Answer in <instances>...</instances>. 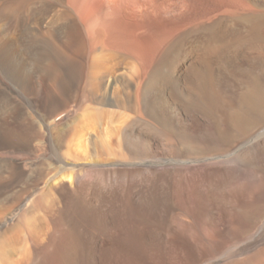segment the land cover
<instances>
[{
    "label": "rangeland",
    "instance_id": "1",
    "mask_svg": "<svg viewBox=\"0 0 264 264\" xmlns=\"http://www.w3.org/2000/svg\"><path fill=\"white\" fill-rule=\"evenodd\" d=\"M8 1L11 0H0V43L3 46L2 50H4V55H10L13 61L23 62L26 64V67L23 77L21 79L18 78L17 80L12 71L5 67L2 57L0 56V93H2L5 98L8 96L6 101H0V160L2 161L0 162L1 238L8 233L9 230H12L11 228H14L21 219H28L26 214V217H23V213L26 211L27 214L30 211L28 214L29 219H33V217L36 218L37 212H39L38 214L41 213L40 209L37 210L35 206V208H33L34 212H32L33 209H30L33 207L35 200L37 199L34 195H39L41 197L43 195L42 192H49L47 196L44 195L45 197H48L50 192L52 193V186L56 184V181H58L62 175L65 174L64 176L72 178L70 175L72 172L70 171H76L79 167L87 168L96 166L95 168H99L100 166V168L112 169L114 167L120 168L122 166V168H152L153 170L181 169L190 168L191 166V168L206 167L219 164L220 162V164H222L227 160H232L235 158L233 152L241 150V153L244 149L242 145H245L246 142L251 139H256L257 137L258 139L256 140H260L259 142L264 140V121L263 123H260V120L264 118L263 101L261 102V98H264V80H262L264 79V0H136V2H128L129 5H127V8L132 14V19L135 20L134 22L139 26L136 29L129 31L132 32V37L135 39L137 30L143 26L141 23L137 22V18L140 15L135 13L136 9L141 4H146L149 11V21L148 24L145 25L148 26V28H143V26L142 29H140L149 30V33L146 36L141 37L142 40H147V44H149L148 48L146 45L147 51H145V56L142 55L140 57L146 58L155 54L156 51H158L157 53L160 52L161 54L157 64L162 61L161 64L164 67L163 69L167 72L164 71L163 77H166L163 79H166L169 76L168 79H162V81H160L158 87L154 89L155 91L149 95L151 96L150 99L154 101L157 99L156 102L162 107V112L166 114L170 113L171 105H176L178 100H182L183 105L195 106L193 109L188 110V117L182 118L180 116L182 113L179 112L180 114L177 119H181L180 121L182 122L180 124L167 122L160 123L159 125L157 123L149 125L150 128L155 127V130H151L155 131V135L157 133L158 136L156 135L157 137L153 136L152 139L150 138L149 152H146V159L144 158L142 161H133V159H131L126 153L125 147H123L124 142L122 140L121 131L123 130V127H126L129 121L137 116L138 112L135 108H139L137 105L140 103L139 97L142 89L141 87H143L151 77V74L157 65L150 73L141 74L138 66L142 62H145V60L138 62L139 59L136 61L134 60L135 56L132 58L130 56L129 59L131 62L129 61L127 65H119V67L114 66L115 68L113 69H115V71L112 70L108 75L102 73L104 76L101 74L103 77H98L99 80H96L98 84L96 85L95 90L93 87L92 90L89 91L92 82V62L96 50H94L92 46V37H90L89 34L88 38L91 45V52L84 54L86 49L83 43V38L77 34L78 30L76 24L78 18L85 17V15L80 13V16H78L77 8L73 3V0H14L15 3L13 0L11 2ZM18 1L20 3L19 5L17 4ZM96 1L99 3H89V5L88 3H85L82 5L99 11L100 6H104L105 1ZM106 1L109 2V0ZM108 2L105 4L106 8H108ZM113 2V7H116V10L123 6L120 0H114ZM7 3L10 4L9 6L12 8L8 7ZM12 3L15 7L20 6L21 8L17 7L18 10H16L17 8H15ZM154 3H157L156 6L158 8L157 20L151 15V9L152 7L154 8ZM7 7L12 12H14V10L17 12L16 17L15 13L14 16L6 14L8 11ZM161 7H163L162 14L160 10ZM233 14L235 18L233 17ZM117 15L118 17L124 18L123 14H120V11H117ZM240 17H242V20ZM7 18H9L10 21ZM28 26L30 27L28 28ZM152 29L153 31L155 30V32H151ZM196 29L201 30H198V32ZM190 33L191 35H188ZM160 34L163 36L162 42L165 41L162 47L157 45L159 44L158 42H152L155 35L160 36ZM29 38H31V40ZM7 42L9 46L7 45ZM13 43L14 46L12 47ZM152 44L154 45L152 46ZM197 45L199 46L197 47ZM26 51L30 55L27 54ZM33 56L36 59H34ZM31 59L32 61H30ZM208 66L210 69H208ZM69 71L73 72V80L68 76ZM209 72L211 75H209ZM206 76H209L207 78L213 77L207 79ZM179 77L180 81H178ZM175 78L177 80H175ZM257 78H260L259 80L261 82L257 80ZM205 81L208 84H206ZM167 82L170 84L167 85ZM172 82L174 84H172ZM179 82L181 83L179 84ZM138 83L139 85H137ZM136 87L138 88L136 89ZM88 91L89 100L87 102L85 94H87ZM154 92L155 94H153ZM182 93L184 95L183 98ZM211 94H214V96ZM161 96L162 100H168L170 103L164 101V104H162V101H160ZM202 98H205L206 100H202ZM210 100L213 105L209 103ZM217 100H219V103ZM103 101L105 102L103 103ZM108 101L111 103L114 102L113 106H108L106 104ZM201 103L203 106L208 104L209 106H214L215 104L218 106V104H220L219 115L213 117H208V115H205L204 113L203 115V110L200 109V106H202ZM87 105L89 107V113H93L94 111L99 112L97 114L99 117L96 118L99 119V121L97 120V125L94 124V126L90 127L89 122L92 115H86V113L83 112L86 110ZM261 105L263 108H261ZM209 106H206L205 108L207 109ZM13 107L15 110H12ZM182 108L184 109L185 106ZM235 112H237L236 114L238 115V118L241 116V120H244V124H247H245L243 131L237 130L232 126ZM100 114H104L101 116V119ZM123 120H125L124 122H127L126 120H128V122L123 124L121 123ZM71 123L73 126H71ZM57 126H60L59 129ZM67 126H69V128L71 126V128L81 130L74 133L73 137L69 135V138L66 141L69 143L65 142L64 146L60 149V151H65L68 156L64 157L65 152H61V160H59L54 155L55 149L53 148L57 142L56 133L58 130ZM251 127L254 128L252 129ZM231 128L234 130V132H232L234 136L230 133ZM184 129L185 131H183ZM145 133L149 135L147 131H145L144 134ZM189 136H191V139ZM217 136L220 137L218 138ZM223 138H227V140L221 141ZM228 139L231 141L230 143H228ZM225 141L226 143H224ZM123 149L125 151L124 153L122 151ZM22 154L24 156H22ZM219 156L222 159H217ZM166 157L167 159L164 161V158ZM180 159L182 160L180 161ZM66 160H68V162ZM62 162L63 164H66L63 165ZM43 163L47 166L48 171ZM59 163L60 166L57 165ZM135 164H138L139 166H136ZM32 166L35 167L32 169ZM42 166L45 168V172L42 171L44 169ZM65 167L67 168L65 169ZM35 168L39 169L35 170ZM61 170H64L67 173H62ZM253 171V177L250 176L248 178H243L238 181L236 188L233 186L234 190L246 187L248 184L249 186L247 187L254 186L253 188L255 191L253 196L244 200V202H246L244 205L247 204L246 206L248 207H250L249 205L254 206L256 209L254 212L256 217H254L255 219L253 217L248 219L246 221L248 223L247 225L246 223H242L244 211L241 210L242 204L239 201L234 202V207L237 208L236 212L238 213L236 216L233 215L234 217L229 216V213H226L227 209H225V207H212V211H214L213 216L216 215L213 217V221H211L214 223H211L212 226L209 225L208 222L205 227L198 226L196 222H192L188 220L185 215H182L176 216V218H174L176 221L173 220L171 227L167 230H165L163 226H154V228H152L148 223L150 220H147V218H150L149 215L151 212L145 207V205H143V201L140 202V204L138 203V205L131 207L120 205L123 195L120 193L122 188L119 185H117V187L115 186V188L113 187L114 189L112 187V189L109 188V193L107 192L108 194H104V198L106 199L104 207L98 206L96 208L97 210H86L83 212V210L80 209L83 204L79 203L83 202L87 197V193H89L88 196L90 197L94 195L93 193L97 188L94 187L90 189L87 186H83L80 188V191H78L74 186L72 187L71 183L73 182V178L70 179V181L69 179H63L71 189L70 191H67V189H64L66 191L60 189L59 191L63 197V201L64 199L67 200L63 205V214L61 216H54L56 223L48 237L47 245L48 243L49 245L51 243L52 245L55 244L59 234L68 230L66 227L67 219L72 216L74 219L76 218V221L74 220V222L76 223L77 233L80 232V236L84 240L86 239L85 243L87 244V247L90 246L86 248L88 255L85 253L83 261H81L80 264H208V262L214 261V258H217V260L221 258L219 264H264V237L261 238L260 236L257 238L258 236H254V234L262 227V224L264 225V164L258 166L257 169L253 168ZM59 173H62L61 176ZM148 175L147 178L149 177ZM152 175L153 174H151L150 179L153 178ZM42 176L45 178H42ZM163 176L165 177L166 175ZM251 178H254L255 180H252ZM34 180L37 181L33 182ZM147 181L143 184L136 183V180L132 181L133 184H136L128 186L127 195L129 194L128 196H133L136 191L139 190V192H144V197L148 200L147 197L151 194L150 190L153 191L154 189L155 191L156 189L154 188L155 184H153V182L149 183V181ZM32 183H34V185H32ZM26 184L27 186L29 185V187H27ZM50 185L52 186L48 187ZM253 188L251 189L252 191ZM27 189H30V192H27ZM20 195H22V197H20ZM16 196L18 199H16ZM44 196L41 197V201L46 204V200L50 196L46 200H42L43 198L45 199ZM11 197L12 200H15L16 202H13ZM17 200H20L18 201L19 203ZM26 201H29V203ZM7 204L11 206L10 209L7 207L9 206ZM76 208L80 210L75 211ZM91 208H94V206H91ZM2 209H5L6 211ZM217 211L221 212L218 213ZM239 211H243V213ZM11 212H14L15 214L12 215ZM60 220L61 223H59ZM239 220L241 222H239ZM183 222H187V228L192 230L190 231L191 235L187 230L185 231V229L180 227V224L185 225ZM109 223L110 225H108ZM207 225H209V227ZM179 228L182 230H179ZM58 231L62 232L60 233ZM179 231L181 233H179ZM236 231L238 233L234 235L233 233ZM196 233L197 235H195ZM231 234L233 235L231 236ZM233 236L235 240H233ZM229 237L230 239H228ZM25 238L23 240L27 242ZM165 242L167 243L165 244ZM236 244L242 246L239 248L240 253L230 255V248ZM214 245H217L216 252L213 251ZM42 249V252H44L45 245L42 246ZM50 252H52V250ZM22 253L27 254L29 253V250L25 248ZM48 264L55 263L49 261Z\"/></svg>",
    "mask_w": 264,
    "mask_h": 264
},
{
    "label": "bare ground",
    "instance_id": "2",
    "mask_svg": "<svg viewBox=\"0 0 264 264\" xmlns=\"http://www.w3.org/2000/svg\"><path fill=\"white\" fill-rule=\"evenodd\" d=\"M12 1V0H11ZM8 1V2H11ZM14 1V0H13ZM17 1V0H16ZM81 1V0H80ZM77 1V2H80ZM84 1V0H83ZM83 1H81L83 3ZM92 1V0H91ZM76 2V1H75ZM85 2V1H84ZM87 2V0H86ZM15 3V1H14ZM22 3V2H21ZM30 3V2H29ZM88 5L89 3H91L90 1L87 2ZM8 4V3H7ZM13 4V3H12ZM17 4L19 5V1L17 2ZM93 4V3H92ZM110 4V3H109ZM10 4H8V7ZM24 5V4H23ZM26 5V4H25ZM28 5V3H27ZM77 5V4H76ZM91 5V4H90ZM14 6V4H13ZM93 6V5H92ZM110 6V5H109ZM114 6V5H113ZM112 6V7H113ZM6 7V5H5ZM7 7V8H8ZM15 7V6H14ZM19 8H21L20 6H17ZM15 7V8H17ZM26 7V6H25ZM79 9L80 6L78 5ZM111 7V6H110ZM12 8V7H10ZM14 8V9H15ZM23 8V6H22ZM28 8V7H26ZM31 8V7H30ZM77 8V7H76ZM207 8V7H206ZM213 8V7H212ZM32 9V8H31ZM30 9V11H31ZM83 9H86L85 7H81L80 11H83L84 13L86 11H84ZM110 9V8H109ZM113 9V8H111ZM3 10V9H2ZM7 13L8 15H13L15 13V17H16V11L14 10V12H12L11 10H9V8L7 9ZM18 10V8L16 9ZM22 10V9H20ZM26 10V9H25ZM87 10V9H86ZM91 10V8H90ZM122 10V9H121ZM27 11V10H26ZM89 11V9H88ZM95 11V10H94ZM110 11V10H109ZM117 11L116 7L113 9V11H111V13L109 14H105L104 16H99V15H95V17L93 18H89L87 16V18H89L88 20L86 19V21H88L89 27H90V33L92 35V42H93V48L94 50H96L95 52V57L93 59L92 62V73H91V86L89 91L92 90V88L95 87L98 84L97 83V79L99 80L98 77H103L104 75H108L110 74V72L112 70L115 71L114 66L119 67V65H127L130 61L129 57H127V54L131 53V51H133V53L136 54L137 50H141L140 54L142 56V54H144L143 50L147 51L146 49L148 48V44H147V40L141 38V41H138L137 39L132 37V31L133 29L137 28V25L134 23H130V21L133 19H131L130 21H128V18H126L127 16H123L124 18L118 17L117 15ZM229 11V10H228ZM28 12V11H27ZM25 12V13H27ZM82 12V14H84ZM21 13V12H20ZM30 13V12H29ZM81 13V12H80ZM93 13V12H92ZM89 11V14H92ZM99 13V12H98ZM5 14V15H6ZM88 12L85 15H89ZM255 14V13H254ZM26 15V14H25ZM236 15V14H235ZM3 16V15H2ZM30 16V15H29ZM93 16V15H91ZM185 16V15H184ZM239 16V15H238ZM237 16V17H238ZM246 16V15H245ZM9 17V16H8ZM23 17V16H22ZM234 17V14H233ZM132 18V17H131ZM185 18V17H184ZM203 18V17H202ZM205 18V17H204ZM235 18V17H234ZM242 17H240L241 19ZM251 18V17H250ZM9 19V18H7ZM28 19V18H27ZM30 19V18H29ZM219 19V18H218ZM248 19V16H247ZM6 20V19H5ZM19 20V18H18ZM17 20V21H18ZM198 20V19H197ZM242 20V19H241ZM244 20V19H243ZM10 21V19H9ZM23 21V19H22ZM131 21V22H132ZM135 21V20H134ZM214 21V20H213ZM13 22V21H12ZM11 22V23H12ZM87 22V23H88ZM192 22V21H191ZM216 22V21H215ZM238 22V21H237ZM247 22V21H246ZM254 22V21H253ZM6 23V22H5ZM203 23V22H202ZM210 23V22H209ZM219 23V22H218ZM201 24V23H200ZM12 25V24H11ZM22 25V24H21ZM28 25V24H27ZM206 26V24H205ZM3 27V26H2ZM22 27V26H21ZM30 26H28L29 28ZM161 27V26H160ZM24 28V27H22ZM26 28V27H25ZM27 28V29H28ZM164 28V27H163ZM208 28V27H207ZM256 28V27H255ZM2 29V28H1ZM204 29V28H203ZM211 29V28H210ZM197 31L199 29H196ZM201 30V29H200ZM199 30V31H200ZM209 30V29H207ZM254 30V29H253ZM3 31V30H2ZM28 31V30H27ZM142 31V30H141ZM198 31V32H199ZM258 31V30H257ZM192 32V31H190ZM194 32V31H193ZM205 32V30H204ZM215 32V30H214ZM248 32V31H247ZM189 33V32H188ZM207 34V32H205ZM17 34V33H16ZM20 34V33H19ZM164 34V33H163ZM193 34V33H192ZM215 34V33H214ZM22 35V34H21ZM89 35V34H88ZM188 35H191L188 34ZM194 35V34H193ZM134 36V35H133ZM9 37V36H8ZM215 37V35H214ZM28 38V37H26ZM34 38V37H33ZM133 38V39H132ZM163 36L160 34V36H156L153 38L156 42H158L160 45L161 42V46H163L162 42ZM181 38V37H180ZM183 38V37H182ZM186 38V37H185ZM191 38V37H190ZM204 38V37H203ZM219 38V37H218ZM224 38V37H223ZM257 38V37H256ZM2 39V38H1ZM15 39V38H14ZM31 40V38H29ZM165 39V38H164ZM210 39V38H209ZM262 39V37H261ZM16 40V39H15ZM25 40V39H24ZM72 40V39H71ZM171 40V39H170ZM179 40V39H178ZM182 40V39H181ZM186 40V39H185ZM191 41H193L192 39H190ZM195 40V39H194ZM199 40V39H198ZM217 40V39H216ZM215 40V41H216ZM9 41V40H8ZM49 41V40H47ZM175 41V40H174ZM167 42V41H166ZM21 43V42H20ZM42 43V42H40ZM51 43V42H50ZM245 43V42H244ZM10 44V43H9ZM24 44V43H22ZM27 44V43H25ZM174 44V42H173ZM182 44V42H181ZM180 44V46H181ZM192 44V43H191ZM8 45V42H7ZM44 45V44H42ZM147 45V48H146ZM154 44H152L153 46ZM9 46V45H8ZM14 46V43L12 44V47ZM21 46V45H20ZM167 46V45H166ZM175 46V45H174ZM199 45H197L198 47ZM2 44L0 43V56L2 57V61L5 65V67L9 70L12 71L14 77L18 80V78H22L24 75V70L26 67V64H24L23 62L20 61H13L10 55H4L3 52L4 50H2ZM5 47V46H4ZM34 47V46H33ZM38 47V46H37ZM40 47V46H39ZM48 47V46H47ZM165 47V46H164ZM176 47V46H175ZM196 47V48H197ZM10 48V47H9ZM28 48V47H27ZM59 48V47H58ZM179 48V47H178ZM195 48V47H194ZM26 49V48H25ZM24 49V50H25ZM137 49V50H136ZM143 49V50H142ZM153 49V47H152ZM164 49V48H163ZM181 49V48H180ZM187 49V48H186ZM2 50V52H1ZM28 50V49H27ZM44 50V49H43ZM194 50V49H193ZM135 51V52H134ZM162 51V50H161ZM256 51V50H255ZM10 52V51H9ZM12 52V51H11ZM27 52V51H26ZM55 52V51H54ZM128 52V53H127ZM138 52V51H137ZM183 52V51H182ZM34 53V52H32ZM43 53V52H42ZM127 53V54H126ZM181 53V52H180ZM27 54H29L27 52ZM36 54V53H35ZM34 54V55H35ZM177 54V53H176ZM187 54V53H186ZM30 55V54H29ZM33 55V54H32ZM132 55V53L130 54V56ZM138 55V56H139ZM185 55V54H184ZM36 56V55H35ZM137 56V55H136ZM145 56V55H144ZM34 58V56H33ZM132 58V57H131ZM181 58V57H180ZM16 59V58H15ZM36 59V58H34ZM179 59V58H178ZM185 59V58H184ZM207 59V58H206ZM61 60V59H60ZM32 61V59L30 60ZM64 61V59H63ZM179 61V60H178ZM69 62V61H68ZM131 62V61H130ZM162 62V61H161ZM161 62H159V64H157V66L155 67L154 71L151 74V77L148 79V81L145 83V85L143 87H141V91H140V97H139V101H140V106L139 104L137 105L139 108H135L136 111L138 112L137 116L132 119L131 121H129V123L126 125V127H121V136H122V140H123V144L125 147V151L126 153L130 156L131 159L134 160H141L144 159L146 157V152L149 149V140L150 138L152 139L153 136L157 137V133L155 135V131H152L151 129L154 128H150L149 125H152V123H157L158 125L160 123H177L180 124L182 121H180L181 119H177L179 116V112H181L182 114L180 115L182 118L184 117H188V110L189 109H193L194 107L192 106H188V105H183L182 100H175L177 101V104L171 105L170 108V113L166 114L162 112V107L159 106L157 99L156 101L150 99L152 92L155 91L154 89L158 87L160 81H162L164 75V67L161 64ZM27 63V62H26ZM29 63V62H28ZM74 63V62H72ZM207 63V62H206ZM64 64V62H63ZM68 64V63H67ZM70 64V63H69ZM79 64V63H78ZM213 65V64H212ZM60 66V65H59ZM71 66V64H70ZM74 66V65H72ZM210 66V65H209ZM208 66V69H210ZM75 67V66H74ZM67 68V67H66ZM79 68V65H78ZM176 68V67H175ZM206 68V67H205ZM63 69V68H61ZM75 69V68H74ZM166 69V68H165ZM207 69V70H208ZM264 69V68H263ZM77 70V68H76ZM262 70V69H261ZM260 70V71H261ZM176 71V70H175ZM213 71V70H212ZM166 72V71H165ZM27 73V72H25ZM53 73V72H52ZM104 73V75L102 74ZM167 73V72H166ZM175 73V72H173ZM207 73V72H206ZM210 73V72H209ZM213 73V72H212ZM222 73V72H221ZM8 74V73H7ZM77 74V73H76ZM101 74L103 76H101ZM100 75V76H99ZM167 75V74H166ZM174 75V74H173ZM206 75V74H205ZM211 75V73L209 74ZM28 76V75H27ZM68 76L71 78V80H73V72L69 71ZM111 76V75H110ZM168 76V75H167ZM172 77V76H171ZM209 76H206V78ZM213 77V76H212ZM211 77V78H212ZM259 77V76H258ZM26 78V77H25ZM105 78V77H104ZM169 78V76H168ZM166 78V79H168ZM174 78V76H173ZM211 78H207V79H211ZM15 79V80H16ZM163 79V80H166ZM172 79V78H171ZM186 79V78H185ZM206 79V80H207ZM260 79V78H259ZM257 78V80H259ZM78 80V79H77ZM175 80H177L175 78ZM264 80V79H262ZM76 81V80H75ZM101 81V80H100ZM115 81V80H114ZM145 81V80H144ZM173 81V80H172ZM178 81H180V77L178 78ZM211 81V80H210ZM260 81V80H259ZM21 82V81H19ZM170 82V81H169ZM177 82V81H176ZM175 82V83H176ZM206 82V81H205ZM212 82V81H211ZM209 82V83H211ZM261 82V81H260ZM22 83V82H21ZM165 83V81H164ZM178 83V82H177ZM181 82H179L180 84ZM194 83V82H193ZM213 83V82H212ZM162 84V83H161ZM170 84L167 82V85ZM172 84H174L172 82ZM206 84H208L206 82ZM139 85V83L137 84ZM205 85V84H204ZM211 85V84H210ZM179 86V85H177ZM259 86V85H258ZM28 87V86H27ZM175 87V86H174ZM30 88V87H29ZM138 87H136L137 89ZM179 88V87H178ZM25 89V88H24ZM258 89V87H257ZM261 89V88H260ZM74 90V89H73ZM60 91V90H59ZM89 91L87 92V94H85V99L88 102L89 100ZM161 91V90H160ZM164 91V90H163ZM157 92V91H156ZM168 92V91H167ZM170 92V91H169ZM176 92V91H175ZM222 92V91H221ZM257 92V91H256ZM6 93V92H5ZM159 93V92H158ZM208 93V92H207ZM213 93V92H212ZM253 93V92H252ZM155 94V92L153 93ZM173 94H177V93H173ZM179 94V93H178ZM203 94V93H201ZM206 94V93H205ZM204 94V95H205ZM209 94V93H208ZM207 94V95H208ZM260 94V93H258ZM92 95V94H91ZM157 95V93H156ZM167 95V94H166ZM170 95V94H169ZM172 95V94H171ZM183 95V93H182ZM203 95V96H204ZM212 95V94H211ZM250 95V94H249ZM261 95V94H260ZM135 96V95H134ZM155 96V95H154ZM160 96V95H158ZM181 96V95H180ZM209 96V95H208ZM214 96V94L212 95ZM8 97V96H7ZM6 97V98H7ZM177 97V96H176ZM184 97V95L182 96V98ZM202 97V96H201ZM210 97V96H209ZM252 97V94H251ZM256 97V95H255ZM257 97L259 98V96L257 95ZM6 98L4 97V95L2 93H0V101H6ZM93 98V97H92ZM153 98V97H152ZM206 98V97H205ZM205 98H202V100H204ZM211 98V97H210ZM257 98V99H258ZM61 99V98H60ZM91 99V98H90ZM155 99V98H153ZM176 99V98H175ZM207 99V98H206ZM205 99V100H206ZM256 99V100H257ZM261 102L263 101V106H264V98H261ZM172 100V99H171ZM252 100V99H251ZM259 100V99H258ZM257 100V101H258ZM21 101V100H20ZM138 101V100H137ZM160 101H162L161 103L164 104L163 102L166 100H162V96ZM168 101V100H167ZM166 101V102H167ZM214 101V100H213ZM219 100H217L218 102ZM253 101V100H252ZM260 101V100H259ZM102 102V101H101ZM100 102V103H101ZM105 101H103L104 103ZM169 102V101H168ZM8 103V102H6ZM5 103V104H6ZM15 103V102H14ZM22 103V102H21ZM86 103V102H85ZM114 103V102H113ZM113 103H111L110 101H108V103H106L108 106H113ZM170 103V102H169ZM205 103V102H204ZM211 104V100L209 102ZM219 103V102H218ZM252 103V102H251ZM257 103V102H255ZM208 104V103H206ZM250 104V103H249ZM17 105V104H16ZM14 105V106H16ZM19 105V103H18ZM32 105V104H31ZM106 105V106H107ZM118 105V104H117ZM202 105V103H201ZM213 105V104H211ZM209 106L207 109L205 108L206 106H200V109L203 110L202 114L204 113L205 115H208V117H213V116H217L219 115V108H220V104H218V106H216L217 104H215L214 106ZM248 105V104H247ZM255 105V104H254ZM136 106V107H137ZM165 106V105H164ZM185 106V108L183 109L182 107ZM245 106V105H244ZM251 106V105H250ZM262 106V105H261ZM263 106L261 108H263ZM10 108V107H9ZM21 108V107H20ZM256 108V107H255ZM260 108V107H258ZM3 109V108H2ZM29 109V108H28ZM11 110V109H10ZM12 110H15L14 107L12 108ZM19 110V108H18ZM17 110V111H18ZM26 110V109H25ZM100 110V109H99ZM110 110V109H109ZM257 110V109H256ZM260 110V109H259ZM101 111L103 112V110L101 109ZM166 111V110H165ZM21 112V110H20ZM83 112L87 114H91L92 116L90 117V127L94 126V124H96L99 119H96L97 114L99 112L94 111L93 113H89V107L87 105L86 110H84ZM252 112V111H251ZM17 113V112H16ZM25 113V112H24ZM84 113V115H85ZM237 112H235V116L233 118L234 121H232V126L233 128L237 129V130H241L243 131V128L245 127L244 124V120H241L242 118H238V115L236 114ZM260 113V112H259ZM263 113V112H262ZM203 114V115H204ZM230 114V113H229ZM242 114V113H241ZM245 114V113H244ZM10 115V114H9ZM21 115V114H20ZM104 115V114H103ZM102 114H100V119L101 116H103ZM240 115V114H239ZM260 115V114H257ZM90 116V115H89ZM88 116V117H89ZM51 117V116H50ZM105 117V116H104ZM180 117V118H181ZM207 117V116H206ZM264 117V116H263ZM26 118V117H25ZM244 118V117H243ZM89 119V118H88ZM123 119V118H120ZM127 119V117H126ZM130 119V117H129ZM197 119V118H196ZM86 120V119H85ZM98 120V121H97ZM104 120V119H103ZM178 120V122H177ZM247 120V119H246ZM113 121V120H112ZM125 120H123L121 123L125 124L128 122V120H126L127 122H124ZM150 121V122H149ZM264 118L262 120H260V123H263ZM77 122V121H76ZM88 122V121H87ZM102 122V121H101ZM105 123V122H104ZM114 123V122H113ZM70 124V123H68ZM100 124V122H99ZM97 125V124H96ZM156 125V124H155ZM154 125V126H155ZM171 125V124H170ZM247 125V124H246ZM250 125V124H248ZM71 126L72 123H71ZM69 128V126L58 130L56 133V140L57 142L55 143L56 145L53 147L54 149V155L56 156V158H58L59 160H61V152H65V151H60L61 147L64 146L65 142L68 140L69 135H71V137H73V134L80 131L79 129L76 128ZM124 126V125H123ZM163 126V125H162ZM169 126V125H168ZM231 126V127H232ZM58 129L60 126H57ZM56 127V128H57ZM64 127V126H63ZM75 127V126H74ZM83 127V126H82ZM173 127V126H172ZM183 127V126H182ZM248 127V126H247ZM81 128V127H80ZM158 128V127H157ZM233 128H231V134L232 132H234V130H232ZM252 128V127H251ZM254 128V127H253ZM252 128V129H253ZM262 128V127H261ZM260 128V129H261ZM93 129V127H92ZM247 129V128H246ZM26 130V128H25ZM95 130V129H94ZM97 130V129H96ZM155 130V129H154ZM251 130V129H250ZM27 131V130H26ZM147 131L149 133L148 134H144V132ZM182 131V130H180ZM185 131V129L183 130ZM93 132V131H92ZM159 132V131H158ZM164 132V131H163ZM251 132V131H250ZM95 133V132H94ZM100 133V132H99ZM184 133V132H183ZM182 133V134H183ZM218 133V132H216ZM248 133V132H247ZM22 134V133H21ZM188 134V133H187ZM229 134V133H228ZM19 135V133H18ZM79 135V134H78ZM85 135V134H84ZM83 135V136H84ZM162 135V134H161ZM230 135V134H229ZM227 135V136H229ZM234 136V134H232ZM16 136V135H15ZM22 136V135H21ZM32 136V135H31ZM223 136V135H222ZM221 136V137H222ZM226 136V135H225ZM232 136V137H233ZM240 136V135H239ZM17 137V136H16ZM23 137V136H22ZM80 137V136H79ZM187 137V135H186ZM191 136H189L190 138ZM215 137V136H214ZM218 138L220 136H217ZM216 137V138H217ZM231 137V136H230ZM52 138V137H51ZM121 138V137H120ZM193 138V137H192ZM213 138V137H212ZM211 138V139H212ZM16 139V138H15ZM24 139V138H22ZM26 139V137H25ZM119 139V138H118ZM159 139V137H158ZM186 139V138H185ZM191 139V138H190ZM214 139V138H213ZM230 139V138H229ZM228 139V143H230L232 139L229 140ZM235 139V137H234ZM244 139V138H243ZM256 139H258L256 137ZM256 139H251L250 141L243 143L245 145H242V147L244 148L243 151L240 153L241 150L238 151H234L233 155H235V158H233L232 160H227L225 163L220 164V160H219V164L216 165H211V166H206V167H199V168H175V169H162V170H156V169H130V168H122V166L120 168H112V169H104V168H95V167H87V168H80L77 169L76 171H70L72 173H70L71 177H67L61 174L67 173L64 170L62 171V173L60 174V179L58 181H56V184H54L53 186L50 185L48 187L52 186V193L50 192V194L48 195V197H45L44 195L47 196V194L49 193H45L42 192V196L41 197H45V199L43 198L42 200H46V204H44L45 202L41 201V197L38 195H34L35 197H37V199L35 200V204L33 205L32 208H30L31 210L33 208L36 207V209H40L41 213L38 214L39 212H37V217L33 219H29V213L28 214L25 212L23 213V217H26V215L28 216V219L25 220L23 217V219H21L19 221V223L14 227L11 228L12 230L6 231L8 233H6L1 239H0V264H48L49 261H53L55 264H80L81 261H83V258L85 256L86 252V248L87 244L85 243L86 239L84 240L81 236H80V232L77 233L76 231V223L74 222V219L72 216L70 218L67 219V228L68 230H65L64 232H60L61 234H59L57 240L55 241L56 243L52 245V243L49 245H47V240L48 237L50 236L53 227L56 223L55 221V215L61 216L63 214V205L64 202L67 200L64 199L63 201V197L61 196V193H59L60 189L64 190L67 189V191H70V187L68 184H66L63 179H72V187L74 186L78 191H80V188H82L83 186H87L90 189L96 187V191L93 193L94 195H92L91 197L88 196L89 193H87V197L83 200V202H80L79 204H83L81 205L82 207L80 208L81 210L86 211H90V210H97L96 208L98 206L100 207H104L105 206V202L106 199L104 198L105 195L109 188H115V186L117 187V185L121 186V195H123V198L121 200V204L125 207H131V206H136L138 205V203L140 204V202L144 203L143 205H145L146 208H148L151 212V214L149 215L150 218H147V220L149 219L150 221L148 222L152 228L157 227V226H163L165 228V230H167L168 228L171 227V223L173 220H175L174 218H176V216H182L185 215L188 220L192 221V222H196L198 224V226H202L205 227L206 223L208 222L209 225L212 226L211 221H213V217L216 216L214 214V211L212 207H225L226 213H229V216H236L238 213L236 212V209L234 207V202H239L242 204V208L241 210L244 211V218H243V222L242 223H246V225L248 224L246 221L250 218H254L256 217L255 215V207L252 205H249L250 207L244 205L246 202H244V200H246L248 197H252L253 193H254V186L253 187H247L249 186V184L246 187L243 188H239L237 190H234L233 186L236 188L237 187V183L239 180L243 179V178H248V177H253V168L257 169L258 166H260L261 164H264V140L262 142H259L260 140H256ZM74 140V139H73ZM187 140V139H186ZM221 140V139H218ZM223 140H227V138H223L221 141ZM17 141V140H16ZM72 141V140H71ZM80 141V140H79ZM157 141V140H156ZM182 141V139H181ZM191 141V140H190ZM193 141V140H192ZM184 142V141H183ZM54 143V142H52ZM69 143V142H66ZM71 143V142H70ZM120 143V142H118ZM160 143V142H159ZM162 143V142H161ZM197 143V142H196ZM216 143V142H215ZM226 143V141L224 142ZM227 143V144H228ZM79 144V143H78ZM71 145V144H69ZM185 145V144H184ZM217 145V144H215ZM248 145V146H247ZM68 146V145H67ZM76 146V145H75ZM23 147V146H22ZM187 147V146H186ZM25 148V146H24ZM32 148V147H31ZM44 148V147H43ZM65 148V147H64ZM188 148V147H187ZM221 148V147H220ZM241 148V147H240ZM33 149V148H32ZM109 149V148H108ZM112 149V148H111ZM115 149V148H114ZM191 149V148H190ZM40 150V149H39ZM48 150V148H47ZM63 150V149H62ZM65 150V149H64ZM186 150V149H185ZM110 151V150H108ZM123 153L125 152L124 149L122 150ZM218 151V150H217ZM113 152V151H112ZM110 152V153H112ZM149 152V151H148ZM184 152V151H183ZM48 153V152H47ZM211 153V152H210ZM17 154V153H16ZM59 154V155H58ZM66 152L64 153V157L68 156V154H66ZM181 155V154H180ZM21 156V155H19ZM22 156H24L22 154ZM47 156V155H46ZM53 156V155H52ZM63 156V155H62ZM112 156V154H111ZM116 156V155H115ZM120 156V155H118ZM128 156V157H129ZM158 156V155H157ZM197 156V155H196ZM10 157V156H9ZM70 157V156H69ZM68 157V158H69ZM117 157V156H116ZM195 157V156H194ZM212 157V156H211ZM209 157V158H211ZM232 157V156H231ZM51 158V157H50ZM93 158V157H92ZM193 158V157H192ZM213 158V157H212ZM55 159V158H54ZM116 159V158H115ZM129 159V158H128ZM126 159V160H128ZM129 159V160H131ZM146 159V158H145ZM148 159V158H147ZM154 159V158H153ZM159 159V158H157ZM166 158H164L165 161ZM170 159V158H169ZM179 159V158H177ZM217 159H222L219 157H217ZM231 159V158H230ZM77 160V159H76ZM161 160V159H160ZM182 159H180L181 161ZM214 160V159H213ZM20 161V160H19ZM51 161V160H49ZM57 161V159H56ZM65 161V159H64ZM68 162V160H66ZM122 161V160H121ZM136 161V162H137ZM151 161V158H150ZM154 161V160H153ZM163 161V162H164ZM198 161V160H197ZM209 161V160H208ZM0 162H2L0 160ZM60 162V161H59ZM127 162V161H126ZM158 162V160H157ZM185 162V161H184ZM187 162V161H186ZM194 162V161H193ZM211 162V161H210ZM65 163V162H64ZM131 163V162H130ZM135 163V162H134ZM207 163V162H206ZM63 164V162H62ZM66 164V163H65ZM63 164V165H65ZM71 164V163H70ZM132 164V163H131ZM165 164V163H164ZM170 164V163H169ZM197 164V163H196ZM195 164V165H196ZM212 164V163H211ZM38 165V164H37ZM43 165H45L43 163ZM60 166V163L57 164ZM87 165V164H86ZM125 165V164H124ZM136 166L138 164H135ZM167 165V164H166ZM174 165V164H173ZM183 165V164H182ZM14 166V165H13ZM62 166V165H61ZM98 166V165H97ZM139 166V165H138ZM256 166V168H255ZM35 167V166H34ZM32 166V169L34 168ZM41 167V166H40ZM43 167V166H42ZM46 168V170L48 169L47 166H44ZM43 167V168H44ZM104 167V166H102ZM127 167V166H125ZM154 167V166H153ZM262 167V166H261ZM8 168V167H7ZM45 168L42 170L44 171ZM60 168V167H59ZM67 167H65L66 169ZM78 168V167H77ZM147 168V167H146ZM149 168V167H148ZM157 168V167H156ZM162 168V167H161ZM159 168V169H161ZM11 169V168H10ZM39 168H35V170H38ZM55 169V168H54ZM3 170V169H2ZM14 170V169H13ZM56 170V169H55ZM11 171V170H10ZM20 171V170H19ZM48 171V170H47ZM1 172V171H0ZM32 172V171H31ZM37 172V171H36ZM45 172V171H44ZM257 172V170H256ZM5 173V172H4ZM34 173V172H33ZM49 173V172H48ZM7 174V173H6ZM21 174V173H20ZM25 174V173H24ZM30 174V173H29ZM28 174V177H29ZM38 174V172H37ZM35 174V175H37ZM69 174V173H68ZM149 174V175H148ZM151 174H153V178L150 179ZM257 174V173H255ZM48 175V174H47ZM69 175V176H70ZM147 175L149 176L147 178ZM163 175H166L165 177ZM7 176V175H6ZM161 176V177H159ZM2 177V175H1ZM57 177V176H56ZM18 178V177H17ZM42 178H45L42 176ZM54 178V177H53ZM159 178V179H158ZM28 179V178H27ZM36 179V177H35ZM58 179V178H57ZM133 179V180H132ZM252 179V178H251ZM254 179V178H253ZM252 179V180H253ZM263 179V178H262ZM39 180V178H38ZM46 180V179H45ZM43 180V181H45ZM136 180V183L138 184H143L144 182H146L147 180L150 182H153L154 188L156 189L154 191H151V194L147 197L148 200L144 197V192H139V190L136 191V193L133 196H128L127 195V189L128 186L130 185H135L132 183V181ZM159 180V183H158ZM255 180V179H254ZM37 181V180H36ZM35 180L33 182H36ZM53 181V180H51ZM147 181V182H148ZM250 182V181H249ZM248 182V183H249ZM252 182V181H251ZM13 184V183H12ZM24 184V183H23ZM240 184V182H239ZM20 185V184H19ZM32 185H34V183H32ZM259 185V184H258ZM16 186V185H15ZM27 186V184H26ZM31 186V185H30ZM239 186V185H238ZM256 186V185H255ZM264 186V185H263ZM6 187V186H5ZM29 187V185L27 186ZM33 187V186H32ZM47 187V186H46ZM86 187V188H87ZM153 187V186H152ZM16 188V187H15ZM19 188V187H18ZM21 188V186H20ZM35 188V187H34ZM111 188V189H112ZM113 188V189H114ZM139 188V187H138ZM253 188V191L251 190ZM260 188V187H258ZM4 189V188H3ZM14 189V188H13ZM17 189V188H16ZM40 189V187H39ZM49 189V188H48ZM137 189V188H136ZM11 190V189H10ZM22 190V188H21ZM24 190V189H23ZM30 190V189H29ZM27 189V192L29 191ZM45 190V189H44ZM89 190V189H88ZM227 190V191H226ZM20 191V190H19ZM46 191V190H45ZM50 191V190H48ZM66 191V190H64ZM23 192V191H22ZM21 192V194H22ZM30 192V191H29ZM84 192V191H82ZM92 192V191H91ZM223 192V193H222ZM257 192V191H256ZM259 192V191H258ZM37 193V192H36ZM109 193V192H108ZM107 193V194H108ZM26 194V193H25ZM68 194V193H67ZM91 194V193H90ZM264 194V193H263ZM11 195V194H10ZM19 195V194H18ZM23 195V194H22ZM22 195H20V197H22ZM82 195V194H81ZM85 195V194H84ZM83 195V196H84ZM25 196V195H24ZM69 196V194H68ZM82 196V197H83ZM19 197V198H20ZM40 197V198H38ZM250 197V198H251ZM4 198V197H3ZM7 198V197H6ZM31 198V197H30ZM88 198V199H87ZM1 199V198H0ZM5 199V198H4ZM3 199V200H4ZM15 199V198H13ZM16 199H18V197L16 196ZM33 199V198H31ZM35 199V198H34ZM78 199V197H77ZM83 199V198H82ZM261 199V198H260ZM6 200V199H5ZM10 200V198H9ZM12 200V197H11ZM10 200V201H11ZM79 200V199H78ZM249 200V199H248ZM13 201V200H12ZM15 201V200H14ZM13 201V202H14ZM20 200H17V202ZM33 201V200H31ZM30 201V202H31ZM1 202V200H0ZM5 202V201H4ZM16 202V201H15ZM27 202V201H26ZM19 203V202H18ZM22 203V202H21ZM29 203V201L27 202ZM251 203V202H250ZM248 203V204H250ZM259 203V202H258ZM15 204V203H13ZM92 204V205H91ZM111 204V203H110ZM236 204V203H235ZM9 205V204H7ZM6 205V206H7ZM12 205V204H11ZM26 205V204H25ZM31 205V203H30ZM29 205V206H30ZM44 205V206H43ZM94 206V208H91V206ZM239 205V203H238ZM10 206V205H9ZM7 206L9 209L11 208V206L9 207ZM14 206V205H13ZM35 206V207H34ZM111 206V205H110ZM65 207V206H64ZM238 207V208H239ZM2 208V207H1ZM5 208V206H4ZM7 208V209H8ZM20 208V207H19ZM23 208V207H22ZM78 208V207H77ZM75 209V211H77L78 209ZM79 209V210H80ZM85 209V210H84ZM129 209V208H128ZM217 209V208H216ZM4 211H6L5 209H2ZM14 210V209H13ZM16 210V209H15ZM78 210V211H79ZM105 210V209H102ZM218 210V209H217ZM222 210V209H220ZM240 210V209H239ZM1 211V209H0ZM3 211V212H4ZM9 211V210H8ZM100 211V210H99ZM178 211V212H177ZM225 211V210H224ZM228 211V212H227ZM238 211V210H237ZM243 211H239L241 213H243ZM15 212V211H14ZM14 212H11L12 215L15 214ZM34 212V209L33 211ZM114 212V211H113ZM148 212V210H147ZM218 213L221 211H217ZM1 213V212H0ZM6 213V212H5ZM9 213V212H8ZM104 213V212H103ZM102 213V214H103ZM109 213V212H108ZM111 213V212H110ZM236 213V214H234ZM22 214V213H20ZM26 214V215H25ZM75 214V213H74ZM224 214V213H223ZM2 215V214H1ZM9 215V214H8ZM11 215V214H10ZM36 215V214H35ZM39 215V217H38ZM112 215V214H111ZM4 216V215H3ZM233 216V217H234ZM16 217V215H15ZM65 217V216H64ZM239 217V216H238ZM18 218V217H17ZM63 218V217H62ZM78 218V217H77ZM104 218V217H103ZM109 218V217H108ZM107 218V219H108ZM241 218V217H240ZM12 219V218H11ZM14 219V218H13ZM106 219V221H107ZM186 219V218H185ZM215 219V218H214ZM255 219V218H254ZM3 220V219H2ZM100 220V219H99ZM145 220V219H144ZM241 220V219H240ZM239 220V222H241ZM6 221V220H5ZM10 221V220H9ZM14 221V220H13ZM76 221V220H75ZM176 221V220H175ZM215 221V220H214ZM253 221V220H252ZM100 222V221H99ZM104 222V221H103ZM216 222V221H215ZM11 223V221H10ZM61 223V220L60 222ZM105 223V222H104ZM111 223V222H110ZM110 223L108 225H110ZM174 223V222H173ZM177 223V222H176ZM184 223V222H183ZM212 223V224H211ZM252 223V222H251ZM58 224V223H57ZM180 224V227L185 229V231L187 230L188 233L190 234L189 228H187L186 223ZM231 224V223H230ZM234 224V223H233ZM107 225V227H108ZM209 225H207L209 227ZM243 225V224H242ZM241 225V226H242ZM3 226V225H2ZM177 226V225H176ZM239 226V225H237ZM245 226V225H244ZM64 227V226H63ZM193 227V226H192ZM56 228V227H55ZM200 228V227H199ZM214 228V227H212ZM245 228V227H244ZM1 229V227H0ZM10 229V228H9ZM63 229V228H62ZM173 229V228H172ZM175 229V228H174ZM217 229V228H216ZM236 229V228H235ZM246 229V228H245ZM248 229V228H247ZM3 230V229H2ZM59 230V229H58ZM61 230V229H60ZM179 230H182L179 228ZM194 230V229H193ZM205 230V229H204ZM208 230V228H207ZM239 230V229H238ZM241 230V229H240ZM243 230V229H242ZM163 231V230H162ZM212 231V230H211ZM197 232V231H196ZM199 232V230H198ZM203 232V231H202ZM54 233V232H53ZM52 233V234H53ZM179 233H181L179 231ZM238 232H234L233 234L236 235ZM242 233V232H241ZM55 234V233H54ZM184 234V233H182ZM203 234V233H201ZM231 234V236L233 235ZM82 235V234H81ZM188 235V234H187ZM191 235V234H190ZM197 235V233L195 234ZM239 235V234H238ZM26 236V238H25ZM159 236V235H158ZM186 236V235H184ZM230 236V237H231ZM254 236H258L257 238H259L261 236L264 237V225L262 224V227L254 234ZM188 237V236H187ZM210 237V236H209ZM230 237L228 239H230ZM240 237V236H239ZM26 239L27 242H25L23 239ZM54 238V237H53ZM236 238V237H235ZM145 239V238H144ZM196 239V238H195ZM206 239V238H205ZM167 240V239H166ZM199 240V239H198ZM211 240V239H210ZM222 240V239H221ZM233 240L234 236H233ZM143 241V240H141ZM226 241V238H225ZM230 241V240H228ZM262 241V240H261ZM164 242V241H163ZM222 242V241H221ZM224 242V241H223ZM232 242V241H230ZM242 242V241H241ZM167 242H165L166 244ZM240 243V242H239ZM250 243V242H249ZM224 244V243H223ZM235 244V243H234ZM254 244V243H253ZM256 244V243H255ZM45 245V250L44 252L42 249V246ZM168 245V244H167ZM219 245V244H217ZM217 245H214V249L213 251L216 252L217 250ZM221 245V244H220ZM226 245V244H225ZM165 246V245H164ZM212 246V245H211ZM167 247V246H165ZM240 246L239 244H236L234 246H232V248H230V255L232 254H236V253H240ZM27 248L29 250V253L24 254L22 253L23 250ZM248 248V246H247ZM251 248V247H250ZM219 249V248H218ZM239 249V252H238ZM243 249V248H242ZM241 249V250H242ZM52 250V252H50ZM227 250V249H226ZM212 251V250H211ZM229 251V250H228ZM249 251V250H246ZM229 253V252H228ZM95 254V253H94ZM88 255V253H87ZM221 256V255H220ZM218 256V257H220ZM228 256V255H227ZM88 257V256H87ZM93 257V256H92ZM224 257V256H223ZM222 257V258H223ZM94 258V257H93ZM216 259V260H215ZM221 259V258H220ZM220 259L217 260V258H214V261L208 262V264H219L220 263ZM225 259V257H224ZM85 260V259H84ZM93 260V259H92ZM227 260V259H226ZM224 261V260H223ZM86 262V261H85ZM225 262V261H224ZM52 263V262H50ZM249 263V262H248ZM256 263V262H255ZM245 264V263H244Z\"/></svg>",
    "mask_w": 264,
    "mask_h": 264
},
{
    "label": "crops",
    "instance_id": "3",
    "mask_svg": "<svg viewBox=\"0 0 264 264\" xmlns=\"http://www.w3.org/2000/svg\"><path fill=\"white\" fill-rule=\"evenodd\" d=\"M70 1V0H69ZM76 1V2H75ZM77 1H80V0H73V3L75 4V6L77 7V14H78V16H80V12L82 13L83 11H78V10H80L81 9V7H84V5H82V4H87V2H91V3H99V2H97L96 0H87V2H86V0H81V1H83V3L80 1V2H77ZM103 1H105L104 2V6H100V10L99 11H97V10H95V9H92L91 8V10H90V8L89 7H85L86 9H83L84 11H86L85 13H84V15L85 14H87V12H88V14H89V11H90V13H92V14H89V15H85V16H87V17H89V18H93V17H95V15L97 16V15H99V16H104L106 13L107 14H109V13H111V11H113V9H114V7H112L114 4V0L112 1V0H109V2L108 1H106V0H102V2ZM131 1H135L136 2V0H120V2H122V5L123 6H121V8L120 9H118V11H120V14L122 15L123 14V16H127L126 18H128V21H130L133 17H132V14H131V12L129 11V9L127 8V5H129V3L128 2H131ZM108 2V8H106V6H105V4ZM110 3V4H109ZM77 4V5H76ZM78 5L80 6V9H79V7H78ZM111 7H110V6ZM143 5H145V6H143ZM141 4L137 9H136V14H139L140 16H138V18H137V22H139V23H141L143 26V28H148V26H145L146 24H148V15H149V11H148V7L146 6V4ZM157 3H154V8L152 7V9H151V15H152V17L155 19V20H157V14H158V8H157ZM110 8V9H109ZM111 8H113V9H111ZM162 8L163 7H161V14H162ZM88 9H89V11H88ZM122 9V10H121ZM95 10V11H94ZM110 10V11H109ZM99 12V13H98ZM94 13H95V15H94ZM127 14V15H126ZM91 15H93V16H91ZM87 17H80V18H78V20H77V24H76V28H77V34L79 35V36H81L82 38H83V43H84V46H85V52H84V54H87V53H90L91 52V45H90V41H89V38H88V34H90L91 32V30H90V27H89V22L88 21H86V19L88 20L89 18H87ZM132 17V18H131ZM160 19H162V18H160ZM132 21V20H131ZM130 21V23H134V20L131 22ZM88 22V23H87ZM135 24L137 25V27H139L138 26V24L135 22ZM142 27L140 28V29H142ZM137 30V34H136V39L138 40V41H141V37H144V36H146L148 33H149V30L148 29H144V30ZM87 31H88V33H87ZM151 32H155V30L153 31V29L151 30ZM92 34V33H91ZM90 34V37H92V35ZM157 43V42H156ZM158 45V44H157ZM162 44H161V42H160V45H159V47H162L161 46ZM92 46H93V42H92ZM137 50V49H136ZM143 50V49H142ZM138 51V52H137ZM136 51V54L135 53H133V51H131V53H132V55H131V57H133V56H135V59L134 60H138L139 59V61L138 62H140L141 60H145V62H142L138 67L140 68L139 70H140V72H141V74H148V73H150L151 71H152V69L157 65V63H158V60H159V57H160V52L159 53H157L158 51H156V53L155 54H153L152 56H148V57H146V58H141L140 56L141 55H139L140 54V52H141V50L139 51V50H137ZM135 52V51H134ZM143 52H144V54H142V55H145V50H143ZM128 53V52H127ZM126 53V54H127ZM131 53H129V54H127V57H129L130 58V54ZM137 55V56H136ZM139 55V56H138ZM143 71V72H142Z\"/></svg>",
    "mask_w": 264,
    "mask_h": 264
}]
</instances>
